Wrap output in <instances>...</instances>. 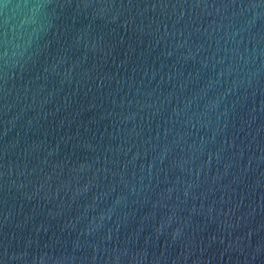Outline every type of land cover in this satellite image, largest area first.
Returning <instances> with one entry per match:
<instances>
[{"label":"water","instance_id":"obj_1","mask_svg":"<svg viewBox=\"0 0 264 264\" xmlns=\"http://www.w3.org/2000/svg\"><path fill=\"white\" fill-rule=\"evenodd\" d=\"M0 264H264V0H0Z\"/></svg>","mask_w":264,"mask_h":264}]
</instances>
